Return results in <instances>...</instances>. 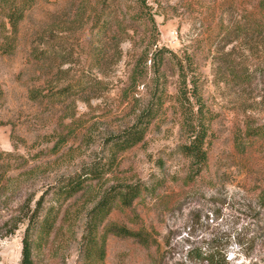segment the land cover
I'll list each match as a JSON object with an SVG mask.
<instances>
[{
  "label": "rangeland",
  "instance_id": "374dc122",
  "mask_svg": "<svg viewBox=\"0 0 264 264\" xmlns=\"http://www.w3.org/2000/svg\"><path fill=\"white\" fill-rule=\"evenodd\" d=\"M148 110L144 141L114 159ZM192 112L208 129L198 175ZM135 185L149 189L87 256L92 210ZM39 205L35 264H264V0H0V264H21Z\"/></svg>",
  "mask_w": 264,
  "mask_h": 264
},
{
  "label": "trees",
  "instance_id": "16d2710c",
  "mask_svg": "<svg viewBox=\"0 0 264 264\" xmlns=\"http://www.w3.org/2000/svg\"><path fill=\"white\" fill-rule=\"evenodd\" d=\"M23 15V14H22ZM180 69L183 70L182 66ZM186 82L183 81V87H186ZM185 91V92H184ZM183 94L184 100L188 101L186 90L180 91ZM183 100V102H185ZM197 113L192 112L191 122H188L190 131L189 143L183 147V152L185 156L192 161L194 167H196V174L201 173L203 166L207 163L208 153L206 149L208 129L205 123L198 121L196 118ZM155 118L152 110H148L128 132L120 138L111 140L110 152L113 154V158L116 159L117 155L121 152H125L136 145L142 143L145 139L146 133L149 129L150 124ZM114 162V161H113ZM113 165V164H111ZM107 170L103 167H95L90 170V172L84 173L82 175H77L76 177L70 178L66 184H62L59 188V198L69 199L75 196L78 192L85 188V184L90 180H100L106 174ZM149 188L140 185L135 186H123L114 187L112 190L108 191L104 197L98 202L95 208L92 210V215L94 217V223L91 227H87L86 236L84 238L87 246L86 254L87 256L92 255V250L90 246L93 243L98 244L99 241L96 239V230L98 229L99 223H103L106 217L109 215L112 209L115 207L129 208L133 205V202L138 199L143 190H148ZM42 205H39L32 217L29 220V224L25 231V236L23 239V252H22V262L21 264H35L33 259V240L32 236L38 225L39 210ZM69 214V213H67ZM96 221V222H95ZM53 222L50 221L49 217H45L42 226L48 229L53 228ZM110 233H115L120 236L144 239V232H134L125 227L114 225L109 227ZM148 242V241H147ZM147 242H143L147 244ZM104 243V242H103ZM104 257V250H101V259ZM211 264L217 263L215 258L210 261Z\"/></svg>",
  "mask_w": 264,
  "mask_h": 264
}]
</instances>
